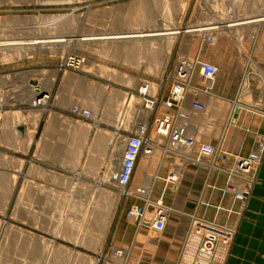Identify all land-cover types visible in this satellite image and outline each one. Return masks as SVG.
Segmentation results:
<instances>
[{
    "label": "rangeland",
    "instance_id": "1",
    "mask_svg": "<svg viewBox=\"0 0 264 264\" xmlns=\"http://www.w3.org/2000/svg\"><path fill=\"white\" fill-rule=\"evenodd\" d=\"M262 13L264 0H0L1 43L33 37L72 39L55 46L53 43L52 48L0 46V74L6 77V80L0 77V83L6 84L0 88L3 94H0V264H113L103 259L102 248L95 254L91 247H102L121 210L128 223L139 226L138 220L127 214L132 206H141L135 204L134 193L142 187H133L130 181L131 195L122 197L109 179L117 166L109 159L106 167L86 165L87 150L95 141L101 145L99 148L104 146L102 150L108 149L114 155L120 149L109 141V129L120 127L124 132H135L142 128L149 132L155 147L151 155L143 156V163L150 159L157 167L163 162L161 145H169V141L158 136L152 119L162 115L164 108L161 105L153 111L146 108L138 89L147 82L151 95L165 98L168 91L165 78L176 57L193 64L196 60L210 63L217 68L215 85L209 84L208 88L200 85L197 66L189 78L187 91L198 95L203 112L191 110L189 97L169 111L175 121L179 120V113L187 116L183 123L191 137L212 146L207 139L215 131L218 134L221 125L215 127L213 120L221 121L226 116L236 120L247 111L264 116L258 110L264 94V67L249 55L260 29L264 33V23L229 31L189 32L173 41L163 39L147 44L135 41L130 50L121 44L82 42L77 38L164 27L184 29ZM25 77L32 89L31 83L35 82L42 95L47 96L43 99L39 93L35 97L36 93L25 89ZM69 78H74V82ZM61 88H66L65 97H56ZM85 109L89 115L83 112ZM201 119L204 126L199 127L196 136V124ZM93 127L102 129L105 136H90ZM256 138L257 145H263L257 172L264 155V134ZM65 161L70 166H58ZM96 178L104 183L91 182ZM236 178L243 185L245 177ZM124 201L132 204L124 206ZM159 201L167 210V222L168 208L162 200H156L154 205ZM154 205L149 211L141 206L147 219ZM196 221L215 227L218 224L194 219L186 248L191 252L195 245L194 259L202 239L195 234ZM238 221L239 217L230 225H217L231 227L233 232L227 244L216 246L214 264H225ZM146 229L149 231L138 235L140 241L158 236L163 230ZM115 257L123 258L120 254ZM193 258L188 262L185 259L183 264H192Z\"/></svg>",
    "mask_w": 264,
    "mask_h": 264
},
{
    "label": "crops",
    "instance_id": "2",
    "mask_svg": "<svg viewBox=\"0 0 264 264\" xmlns=\"http://www.w3.org/2000/svg\"><path fill=\"white\" fill-rule=\"evenodd\" d=\"M261 31L260 29L255 37L256 42L251 45L249 55L264 67V33L262 34ZM173 67L174 65L172 69ZM0 77L6 80L5 76L1 75ZM26 77L24 80L25 89L32 90L29 78L26 79ZM5 86V83H0V88ZM65 89L58 90L60 93L57 91L56 97H65ZM35 97H37V92ZM227 100L230 99L227 98ZM56 101L60 102L59 99ZM230 108L231 104L228 111ZM211 109L216 110L214 107ZM196 115L203 117L200 114ZM90 123L94 125L92 120ZM220 123L218 134L215 131L214 135L207 139L212 144L214 153L209 157H202L200 160H196L193 152L187 153L186 161L181 168L182 175L177 180L166 181L165 179L172 168V160L177 158L168 144L161 145L164 148L163 162H160L157 167L156 165L154 167L150 159L143 163L144 157L142 155L139 157L133 170L131 184L133 187L139 185L144 190L142 195L134 197L135 204H139L149 211L154 202L161 199L168 208L165 227L158 232V236L148 237V234L144 233L148 239L140 241L138 237L140 232L149 230L128 223L123 217V210H121L111 234L102 247L100 245L91 247L95 254L103 250L100 252L104 255L103 259L113 264H120L121 261H123L122 264H183L185 259H188L187 262L191 261L195 255V245L191 252L186 249L188 247L187 237L192 230L194 219L213 220L222 226L230 225L239 217L237 232L225 264H264V155L255 177L251 183L248 182V195L245 201H241L232 192L225 189L228 172L232 169L237 157L248 156L257 145L256 137L264 134V116L247 111L241 113L236 120H230V117L226 116L221 121H212L215 127ZM196 125L197 136L199 127L204 126L202 119L201 123L197 122ZM108 131L110 132L109 141L113 142L115 136V141L118 139L117 146L123 142L124 130L122 128L115 127ZM90 136L105 135L102 129L93 127L90 129ZM100 146L94 141L87 150L85 158L89 163L86 165L91 167L105 165L106 167V162L109 159L114 163L119 162V164H115L118 167L121 163L123 147H119L120 150L113 155L110 150H102L104 146L102 149L99 148ZM67 157L70 156L67 155ZM58 166L68 167L70 165L65 161L59 163ZM91 182L104 183L101 178L91 179ZM237 182L240 184L242 181ZM245 183L246 181H243V185ZM130 204L132 203L123 202V205L127 207ZM91 253L93 254V252ZM117 254L123 256L122 260L115 257Z\"/></svg>",
    "mask_w": 264,
    "mask_h": 264
},
{
    "label": "built area",
    "instance_id": "3",
    "mask_svg": "<svg viewBox=\"0 0 264 264\" xmlns=\"http://www.w3.org/2000/svg\"><path fill=\"white\" fill-rule=\"evenodd\" d=\"M196 66L199 69L198 79L200 80V85L208 88L209 83L212 82L211 85L213 86L217 76V68L215 66L198 60L193 64L187 60L178 58L173 69L165 78V82H168V91L165 98H159L160 95H158L159 97L151 95L149 93L150 84L147 82H143L138 89V94L142 96L146 108L153 111L161 105L165 111L160 116H154L152 123L158 136L168 139L170 148L176 153L175 155L178 158L173 161L172 168L165 177L166 181L177 180L182 175L181 168L186 161L183 154L193 152L196 160H200L202 157H209L214 153V149L210 144L199 142L197 138L195 139L189 135L183 123L187 119V116L179 113V120L175 121L174 115L169 112L170 109L178 108L187 97H189V107L193 112H203L204 105L197 98L198 95L187 91L191 72ZM166 83L164 86L167 85ZM197 84L199 85V82ZM191 94H193L192 98ZM259 102L258 110L264 114V94L260 97ZM83 112L87 115L90 114L86 109ZM76 115L79 116L78 113ZM134 131L124 132L121 163L114 169L112 176L113 183H110L115 190L119 191L122 197L131 195L129 183L139 157L141 155H151L154 149L152 138L149 137L148 131H144L142 128H139V131ZM262 152L263 145L259 143L248 156L237 157L232 169L228 172L225 189L232 192L240 200L246 199L248 195V182L251 183L254 178ZM237 175L245 177L246 183L244 185L236 181ZM141 193L143 191L141 188H138L134 194L140 195ZM127 215L131 219L138 220L141 227L160 231L165 226L167 210L159 201L155 203L152 215L148 219L144 216L143 208L138 205L132 206ZM194 227L195 234L202 237V239L192 264H210L211 262L214 264L216 246L219 243L227 244L231 238L233 229L231 227L221 228L217 225L215 227L213 224L205 221H196Z\"/></svg>",
    "mask_w": 264,
    "mask_h": 264
},
{
    "label": "bare ground",
    "instance_id": "4",
    "mask_svg": "<svg viewBox=\"0 0 264 264\" xmlns=\"http://www.w3.org/2000/svg\"><path fill=\"white\" fill-rule=\"evenodd\" d=\"M145 5V4H143ZM150 13L151 12H148L147 17H150ZM256 17V18H254ZM251 18V19H250ZM221 19V18H220ZM243 19V20H242ZM247 19V20H245ZM60 22V21H59ZM261 23H264V13L262 14H258V15H253V16H246V18H241V19H236L235 21L232 20H226V21H214V22H211V23H204L202 25H196V26H187L186 28L184 29H181L180 27H168V28H161V29H156V30H142V31H139V30H136V31H120V32H110V33H102V34H98L96 36H90V37H87V36H80L79 38H77L78 40L82 41V42H87V41H95V42H103V43H115V44H121V47H126L127 49L130 50L131 48V43L135 42V41H142L143 43L147 42H151V41H159L161 40V42H163L162 40L163 39H169L170 41H173L174 38H178L181 34H184V33H189V32H202V31H214L216 29H229V30H232V29H238L239 27H243V26H253V25H257L259 26L258 24H261ZM255 27V26H253ZM258 28V27H257ZM256 29V28H255ZM228 30V31H229ZM234 31V30H233ZM256 33V32H254ZM193 35V34H192ZM196 35V34H195ZM71 36V34H70ZM59 38V39H57ZM57 38H49V37H38V38H34L33 39H27V41H16V42H6V43H1L0 42V46L1 45H19L18 48H24V49H30V48H35V47H45V48H50L51 45H53L54 43V46L55 44L58 42H63V41H70L72 40L71 38L69 39H64V38H61V37H57ZM67 38V37H66ZM74 39V38H73ZM156 43V42H155ZM164 44H165V41H164ZM171 44V42H170ZM124 45V46H123ZM54 46H51L54 47ZM163 46V45H162ZM254 63V62H253ZM258 67V66H257ZM261 74V73H260ZM70 79V82H74V78H69ZM73 79V80H72ZM76 81V80H75ZM79 80H77L78 82ZM69 82V80H68ZM80 83V82H79ZM209 84H212V82H210ZM49 88V87H48ZM33 90V92H32ZM31 90V92L33 94H35L37 92L36 89H34V86H33V89ZM41 91V90H40ZM30 92V93H31ZM43 91H41L42 93ZM49 92V91H48ZM31 93V94H32ZM40 93V92H39ZM34 96V95H33ZM47 95H42L41 97L44 99ZM42 99V100H43ZM47 100V99H46ZM38 101V100H37ZM45 100H43L44 102ZM41 102V100H40ZM82 110V109H81ZM92 114V113H91ZM90 117V116H89ZM76 124L74 125V128H75ZM81 128V127H80ZM77 129V128H76ZM195 134V133H194ZM111 139V138H110ZM118 141V139H117ZM117 141H115V137L113 138V147H123V143L120 144L117 146ZM121 147V148H122ZM155 149V147H154ZM154 152V150L152 151V153ZM120 153V152H119ZM93 156V155H92ZM111 157V156H110ZM117 157V156H116ZM118 157H120L118 155ZM121 158H122V155H121ZM120 159V158H119ZM118 159V160H119ZM187 159V158H186ZM107 160V159H106ZM113 160V159H112ZM117 160V161H118ZM109 162V161H108ZM111 162V161H110ZM116 163L119 164V162H115L114 163V167H116ZM117 164V165H118ZM109 166V165H108ZM112 167V166H111ZM110 168V167H109ZM115 169V168H114ZM80 170V169H79ZM108 175H110L111 173L109 171H107ZM113 173V172H112ZM107 175V176H108ZM112 175V174H111ZM109 179H112V176H110ZM142 179V178H141ZM112 181V180H111ZM143 181V180H142ZM144 183V182H143ZM178 184V183H177ZM116 199V197H115ZM114 199V200H115ZM150 202V201H149ZM101 207V206H100ZM97 208V207H96ZM102 213V212H101ZM96 246V245H95ZM98 246V245H97ZM122 254V253H121ZM121 261V260H120Z\"/></svg>",
    "mask_w": 264,
    "mask_h": 264
},
{
    "label": "water",
    "instance_id": "5",
    "mask_svg": "<svg viewBox=\"0 0 264 264\" xmlns=\"http://www.w3.org/2000/svg\"><path fill=\"white\" fill-rule=\"evenodd\" d=\"M33 86H34V89H36L37 90V95L39 96V92L41 93V91L39 90V88H38V86H37V83H35V82H33V83H31ZM43 93H41V95H42ZM40 95V96H41ZM234 117H236V114L234 115Z\"/></svg>",
    "mask_w": 264,
    "mask_h": 264
}]
</instances>
